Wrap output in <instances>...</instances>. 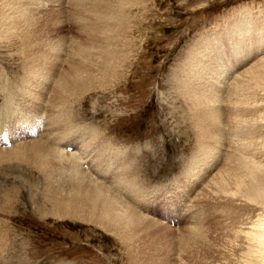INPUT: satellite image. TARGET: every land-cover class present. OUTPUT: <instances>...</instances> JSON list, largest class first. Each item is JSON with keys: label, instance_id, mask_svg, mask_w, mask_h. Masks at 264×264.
<instances>
[{"label": "rangeland", "instance_id": "rangeland-1", "mask_svg": "<svg viewBox=\"0 0 264 264\" xmlns=\"http://www.w3.org/2000/svg\"><path fill=\"white\" fill-rule=\"evenodd\" d=\"M106 49L110 70L57 102L70 127L52 135L153 221L123 239L88 183L59 207L35 200L54 178L0 162V264H264V0H0V107L14 104L0 150L44 138L47 89Z\"/></svg>", "mask_w": 264, "mask_h": 264}, {"label": "bare ground", "instance_id": "bare-ground-1", "mask_svg": "<svg viewBox=\"0 0 264 264\" xmlns=\"http://www.w3.org/2000/svg\"><path fill=\"white\" fill-rule=\"evenodd\" d=\"M13 21H14L13 25H15L16 21L14 19H12V18H10L8 20V23L11 24ZM58 50H60V48ZM110 52L111 51L109 49H106V50H103V51H101L99 53H94V54L93 53L91 54V53L84 52V53H79V55L83 56L81 60H79V61H71L70 60V62H68L70 64V68L68 69L66 74L63 75V77H61L59 79V81H57V83L53 82L54 85L55 84L56 85L53 86L52 89H50L51 87H49V88L47 87L48 88L47 90L48 91L50 90L49 91V97L47 96L48 95L47 93H46V95L44 94V96L48 99V100H46V103L48 105L45 107V109H47V112L49 111V115H48L49 116L48 117V119H49L48 128L49 129H48L47 132H45L44 138H41V137L39 138L38 137V139L21 141V142L12 144V146L9 147L8 149L0 150V162H6V163H9V164H12V165H17V166H21L22 165V166H25V167H29V165L30 166H34L35 167L34 173H35L36 176L39 173L42 176V178H49V179L54 178V180H52V181H50V182H48L46 184L44 189L41 188L40 190H38L39 187L37 188L38 196H37V198L35 200H37L43 193H49L51 196H59L60 197L59 202H58V206L59 207H62L63 204H68L72 200L73 196L70 193V191L73 188H78L79 185L81 183H83V182L88 183L90 185V190L92 192H96L98 194L99 198L102 199L101 202L102 203L104 202L103 206H105L108 209L107 214H110V215L108 217H106L105 219H108V218H111L114 215H117L116 219L112 218V224L113 225H119V226L123 227L124 229L121 232L122 233V238L123 239H127V238H134V237L138 236V234H136V235L132 234V232H133L132 224L133 223L135 225H138V224H141V223L149 224L153 220L148 218L146 215L141 214L140 211L135 210L131 205H129L127 203V201H124V198L119 197L118 194L110 193L108 186H106L103 183L99 182V180L97 181L96 177H95V179H96L95 180L90 174H88L83 169L84 167L83 166L81 167V165H82L81 161L84 158L82 156V154L79 153V151L76 150V148L74 146H72L71 149H66V146H68V145H64V146L62 145V142H63L62 136H60V135L57 136L56 135L57 137H61L60 138L61 140L58 138L60 140L59 141L57 138H55V134L52 135V131H51L54 128L55 129H60L62 127H63L62 129L68 131V128L70 127L69 126L70 118L69 117H67V119H65L66 117L65 118L64 117L63 118H59V116L57 118V115H60V114H58L59 113V109L61 108L63 110L64 107L62 108L60 106L59 109H57L58 111H55L52 108H54V106L58 107V106H56L57 102H59L61 105L66 106L70 95L73 94L74 91L79 90V89L83 90V88L86 87L88 82H91L94 79L91 69L96 67L99 71L101 70L102 72L104 70H106V71L110 70L109 69L110 68L109 64L106 61L109 57H113V56H109L111 54ZM36 53L37 52L32 53V56H34V57H33L32 60H30V63H34V61H36L38 59L39 53L35 56ZM94 55H96L95 57L97 59H99L98 62H90V61H88V57L94 56ZM44 56L45 55H43V57ZM45 58H50V56L48 55V57H45ZM109 63H111V62H109ZM114 64H115V62H114ZM83 72L86 73V75H87L86 77H83L81 75V73H83ZM104 75H106V74H104ZM51 83L52 82H50L48 84H45V85L48 86ZM46 86H44V87H46ZM1 89H2V91L4 93L6 92V88L1 87ZM38 98H35V99H38ZM2 105L3 106L0 107V115H1L0 116V127L2 129L4 128V130L1 129L0 130V134L7 133V135H8V132H6V129L9 128V126H10L9 124L10 123L8 124L7 121H9V120L6 121V117L7 116L9 117L10 115H8L9 113H6V114L2 115V112H4L5 110H10V108H14V104H13V102L11 100V97H10V101L6 100L5 103H2ZM37 108L38 109L39 108L43 109L44 108V103L41 106L38 105L37 103H35L32 106V109L36 110ZM61 109H60V111H61ZM66 109H67V106H66ZM52 110H54L55 113L56 112H58V113L55 114V115H52ZM62 112H60V113L62 114ZM14 113L16 114V112H14ZM17 115H16V117H17ZM64 115H66V114H64ZM54 116H56V117H54ZM67 116H68V114H67ZM18 121H19V119H18ZM20 130L22 132H18L19 128L17 129V132H18L19 135L23 134V131H25V130L22 129V127H21ZM35 131L36 130H34L33 132H35ZM57 132H61V130L60 131L57 130ZM64 134H65V132H64ZM64 134H63V136H64ZM0 137L2 138V136H0ZM8 137H10V136L8 135ZM11 137H12V135H11ZM64 139L66 141V137ZM86 146H88V145L86 144L85 147ZM61 147H63V148H61ZM64 149H66L68 151H74V150H76V151L67 152ZM96 150L99 151V149H96ZM110 151H111V148L107 149L104 152L109 153ZM99 154H101V153H99ZM102 161L103 160H101L100 162H102ZM109 161H108V163L110 164ZM98 162H99V159H98V161H96L93 164L94 166H92L91 170H93L97 174V176H100V175H102V171L99 170L98 168H96L99 165V164H97ZM83 164H85V162ZM128 164H129V161H128ZM89 167H91V166H89ZM56 170L58 171L57 173H56ZM91 170H90V172H91ZM130 170L132 171V169H130ZM20 173H23L24 178H25V176H27L26 172L24 170H21ZM58 175H60V177L63 176V178L62 177L61 178L57 177ZM104 175H106V174H104ZM107 176H106V178H107ZM102 177H104V176L102 175ZM98 179H100V178H98ZM129 179H127V180L130 182L131 179L130 180ZM66 180H68V182H66ZM131 182H133V181L131 180ZM131 182H130V185H133V184H131ZM123 185H124V188H127V186L124 183H123ZM257 191L262 193V191H260V190H257ZM12 198H14V197H12ZM142 198L144 200V197H142ZM118 199H120L122 201V204H119L117 202ZM106 202H109V203L107 204ZM143 202L145 203L146 201L144 200ZM142 205H144V204H142ZM146 208H148V207H146ZM46 214H50V215H52L54 217L56 216V217H59V218H64V217L68 216V218H72V219H77V220L81 219L79 216H77L75 214L65 213V215H58L57 213H54V212L46 213ZM199 229L200 228H194L193 234L197 235L199 233V231H200Z\"/></svg>", "mask_w": 264, "mask_h": 264}]
</instances>
